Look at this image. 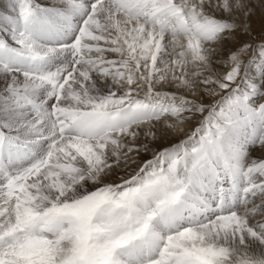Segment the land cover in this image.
<instances>
[{
    "label": "snow or ice",
    "instance_id": "6c2138e0",
    "mask_svg": "<svg viewBox=\"0 0 264 264\" xmlns=\"http://www.w3.org/2000/svg\"><path fill=\"white\" fill-rule=\"evenodd\" d=\"M0 7V264H264V0Z\"/></svg>",
    "mask_w": 264,
    "mask_h": 264
},
{
    "label": "rangeland",
    "instance_id": "374dc122",
    "mask_svg": "<svg viewBox=\"0 0 264 264\" xmlns=\"http://www.w3.org/2000/svg\"><path fill=\"white\" fill-rule=\"evenodd\" d=\"M3 3H7V0H3ZM0 10H2V7H0ZM260 27H261V21H260V16L259 14L253 18V34L257 35L260 32ZM243 39H248V37H244Z\"/></svg>",
    "mask_w": 264,
    "mask_h": 264
}]
</instances>
